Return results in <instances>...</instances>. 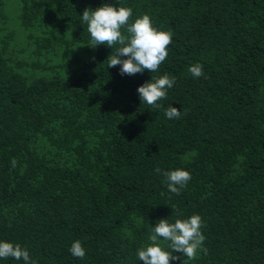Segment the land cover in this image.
I'll return each instance as SVG.
<instances>
[{
	"label": "trees",
	"instance_id": "1",
	"mask_svg": "<svg viewBox=\"0 0 264 264\" xmlns=\"http://www.w3.org/2000/svg\"><path fill=\"white\" fill-rule=\"evenodd\" d=\"M104 3L173 33L157 72L88 46L81 16ZM165 73L161 107L141 103ZM157 167L191 180L171 193ZM194 214L207 254L187 264H264V0H0V241L35 264H144L151 227Z\"/></svg>",
	"mask_w": 264,
	"mask_h": 264
},
{
	"label": "clouds",
	"instance_id": "2",
	"mask_svg": "<svg viewBox=\"0 0 264 264\" xmlns=\"http://www.w3.org/2000/svg\"><path fill=\"white\" fill-rule=\"evenodd\" d=\"M132 15L130 7H115L108 3L95 10L86 8L81 20L87 25L91 37L88 46L96 48L106 45L112 49L114 45H119L115 53L107 57V61L108 67L119 65L122 76H132L145 70L157 72L169 54L168 46L172 43L173 33L153 27L147 14L129 23ZM122 28L126 29V34L121 31ZM188 71L194 78L204 75L203 65L199 63L192 64ZM175 82V77L167 73L151 77L150 81L137 88L141 103L160 108L161 105L157 102L167 97V90L171 89ZM164 114L169 120L179 119L181 110L170 105L164 110ZM16 164L17 161L13 158L12 167ZM155 171L166 178L168 191L177 195L191 180L190 172L181 168L163 171L157 167ZM203 226L202 217L196 214L186 219L176 218L174 223L169 222V219L158 220L155 227H151L149 243L137 249L138 260L144 264H170L171 261L181 258L173 253H180L184 258L183 264H187V261L196 259L200 252L206 255L207 249L203 247L205 236L201 231ZM165 247L171 251L165 250ZM69 251L72 256L80 259L86 255V250L79 240L72 242ZM8 258L23 260L24 264H35L29 252L21 245L0 241V259Z\"/></svg>",
	"mask_w": 264,
	"mask_h": 264
}]
</instances>
